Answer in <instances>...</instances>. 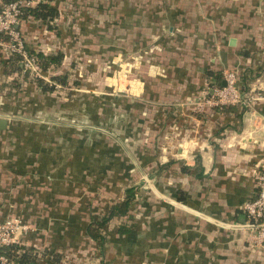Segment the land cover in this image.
<instances>
[{"label":"crops","instance_id":"1","mask_svg":"<svg viewBox=\"0 0 264 264\" xmlns=\"http://www.w3.org/2000/svg\"><path fill=\"white\" fill-rule=\"evenodd\" d=\"M50 4L58 11L51 21L27 18L20 31L30 50L63 54L43 74L66 76L65 84L43 92L29 76L5 74L0 53V116L7 120L0 217L12 205L33 226L23 245L46 248L59 261L81 246L87 253L80 255L94 253L101 264H264L242 226V205L257 195L254 173L264 163V0ZM85 53L94 61L96 54L107 55L102 62L128 54L136 60L130 98L108 95L100 84L85 93L75 114L87 133L78 137L66 125L75 110L59 95L69 92L77 65H95L84 62ZM229 70L244 75L243 92L263 97L250 107L206 103ZM102 124L118 141L91 131ZM128 187L136 196L105 225L99 249L87 225ZM124 225L129 231L120 233Z\"/></svg>","mask_w":264,"mask_h":264},{"label":"built area","instance_id":"2","mask_svg":"<svg viewBox=\"0 0 264 264\" xmlns=\"http://www.w3.org/2000/svg\"><path fill=\"white\" fill-rule=\"evenodd\" d=\"M39 1L0 0V53L5 57L17 54L21 59L23 72H28L31 78H42L50 82L39 69L36 57L30 54L19 26L23 7L34 6ZM223 80L224 85H214L209 88V93L206 92L208 95L204 98L206 103L212 106L250 107L257 99L263 97L254 89L243 92L240 75L234 70L225 71ZM53 84L56 88L60 86L57 83ZM254 182L257 195L242 205L246 218L242 226L249 232L247 241L250 246L264 252V163L255 171ZM31 230L30 224H24L17 219L8 218L0 221V247L13 243L22 245V237ZM0 264L15 263L0 254Z\"/></svg>","mask_w":264,"mask_h":264},{"label":"rangeland","instance_id":"3","mask_svg":"<svg viewBox=\"0 0 264 264\" xmlns=\"http://www.w3.org/2000/svg\"><path fill=\"white\" fill-rule=\"evenodd\" d=\"M106 52L113 53L112 51H106ZM89 56L90 55L85 53V61L84 62L85 63L92 62V63H95V65H93V66L77 65L76 69H74L72 72V76L70 75L71 77H74V78L72 79L73 82L70 83L71 86L69 88V92L67 93V95L64 92H61V94L59 95V97H61L62 99H65L67 96V100L69 101V105H71L74 108L72 110H75L73 117H69L68 121H66V122H68V124H66V125H69V127H72V128L74 127L76 129V131H78V134H77L78 137H83V136L86 137L85 133H87V129H85L86 128L85 123L82 121L81 116H79L78 114H75L76 111L78 110L77 109L78 107L79 108L85 107V98H86L85 93H88V91L89 92L97 91L98 86L100 84L102 86L101 87L102 89L104 88L103 87V85H104L106 88V91L110 90V93H107L108 95H116V96H119L121 98L122 97L130 98V91H131L130 88H131V84H132L130 82V79H131L130 76L135 70V66H134L135 64L133 61L136 60V58L134 55H129V54L123 55L120 59L117 58V60L113 59V57H112L113 55H111L112 58L109 57V58H111L110 61L106 60L103 62L101 60V57L103 59H105L107 55H100V54L94 55L95 57H97V59H98L97 61H94ZM138 59L140 60L141 58L138 57ZM99 60L101 63H99ZM83 70L85 71V73H83ZM101 76H103V79L101 82H97L96 80L93 79V77L101 78ZM79 79H81L82 81H79ZM132 87H133L132 91L134 93L135 92V84H133ZM60 89H62V88H60ZM109 97H112V96H109ZM114 106L115 105L113 104V102H109L107 104V108L109 110L113 109ZM45 107L49 108V105H46ZM12 116L13 115L8 117L9 120H11V121H12V119H14V118H12ZM104 126L105 125L102 124L99 127H96L97 129L96 128L91 129V131L95 132V134H97V133L103 134V136L107 140L111 139V140L118 141V139L116 137H114V135H113L114 131H112V133H110L108 131V128L104 127ZM144 138L146 139L147 137L145 136ZM5 141H6V138L4 139V143H5ZM0 153H1V148H0ZM143 181H145L144 178H143ZM144 183L145 182H143V184ZM10 209L12 211L7 212L6 216L0 217V221H2L4 219L12 218V219H17L24 224H28V225L30 224L27 220H23L22 218H20V215H18V213L14 212L15 207H13L11 205ZM102 211L103 210L101 209L97 216L103 214L104 212H102ZM31 229H32L31 231L34 230L33 226H31ZM24 236L21 239L22 243L24 241ZM115 245H117V244L116 243L113 244V246H115ZM93 248L94 247L91 246L90 254L94 252ZM82 253L85 255V253H87V252H85V249H83V247H81V246H78V248H75V249L70 248L69 251H64L63 258H61V260L57 264H101L100 262L97 261L98 256L97 255L94 256V253L92 256L94 258H91L89 256L85 258V256L80 255ZM107 253L108 252H106V254ZM125 253H127V252H125ZM110 255L111 256L113 255L112 252ZM127 256H129V255L127 254ZM107 257H109V256H107ZM119 262H120V260L114 259L112 262L110 261L108 264H118ZM125 263H126V261H125ZM143 264H151V262L147 263L144 261Z\"/></svg>","mask_w":264,"mask_h":264},{"label":"trees","instance_id":"4","mask_svg":"<svg viewBox=\"0 0 264 264\" xmlns=\"http://www.w3.org/2000/svg\"><path fill=\"white\" fill-rule=\"evenodd\" d=\"M11 1V0H6ZM51 0L39 1L36 5L31 7H23L21 21L31 18L34 20H43L51 21L57 14L58 11L55 6L50 4ZM20 26V25H19ZM27 46V44H26ZM28 47V46H27ZM29 48V47H28ZM30 54H33L36 57L37 65L41 69L42 73H45L47 69L51 66L57 67L60 65L63 54L61 52L44 54L42 52H36L29 49ZM4 64V73L8 74L11 72L21 73L23 78L29 76L28 72L22 71L21 59L17 54H12L6 57L3 61ZM210 73V72H209ZM240 75L241 81L244 79V75ZM30 77V76H29ZM217 81L220 82L221 75H217ZM33 81L37 84L38 87L43 92H49L54 90L53 83L65 84L66 76H53L49 80L50 82L45 81L42 78H32ZM52 80V81H51ZM243 82V81H242ZM14 87L18 89V83L14 82ZM218 85V84H217ZM237 106V105H233ZM217 108L223 109L225 107L232 106H216ZM136 187H128L125 189V196L121 202H115L110 205L107 211L97 217H94L89 224L87 225V234L89 237L95 241L97 248L102 249L104 244V234L103 229L109 220L115 215H124L128 212L132 200L136 196ZM129 231V228L121 226L119 228L120 233H126ZM0 254L7 257L8 260L12 261L15 264H57L59 263V255L56 253L49 252L46 248H37L34 246H25L18 244H10L8 246L0 247ZM44 261V262H43Z\"/></svg>","mask_w":264,"mask_h":264},{"label":"water","instance_id":"5","mask_svg":"<svg viewBox=\"0 0 264 264\" xmlns=\"http://www.w3.org/2000/svg\"><path fill=\"white\" fill-rule=\"evenodd\" d=\"M40 1H47V0H40ZM231 42H233V39H231ZM224 84H225V82H224V80H223V81H222V85H224ZM6 124H7V120H6V118L3 117V116H0V129L5 128Z\"/></svg>","mask_w":264,"mask_h":264}]
</instances>
